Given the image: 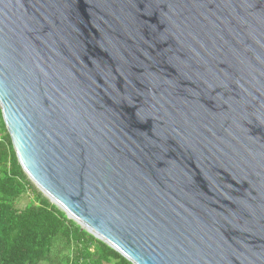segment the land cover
Instances as JSON below:
<instances>
[{"label":"water","instance_id":"95a60500","mask_svg":"<svg viewBox=\"0 0 264 264\" xmlns=\"http://www.w3.org/2000/svg\"><path fill=\"white\" fill-rule=\"evenodd\" d=\"M0 111L132 264H264V0H0Z\"/></svg>","mask_w":264,"mask_h":264},{"label":"trees","instance_id":"16d2710c","mask_svg":"<svg viewBox=\"0 0 264 264\" xmlns=\"http://www.w3.org/2000/svg\"><path fill=\"white\" fill-rule=\"evenodd\" d=\"M23 195L31 198L18 208ZM0 264H132L35 187L17 160L1 111Z\"/></svg>","mask_w":264,"mask_h":264},{"label":"rangeland","instance_id":"374dc122","mask_svg":"<svg viewBox=\"0 0 264 264\" xmlns=\"http://www.w3.org/2000/svg\"><path fill=\"white\" fill-rule=\"evenodd\" d=\"M30 198H31L30 195H23L21 199L16 203L17 207L18 208L25 207V205L28 203Z\"/></svg>","mask_w":264,"mask_h":264}]
</instances>
